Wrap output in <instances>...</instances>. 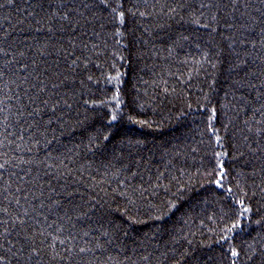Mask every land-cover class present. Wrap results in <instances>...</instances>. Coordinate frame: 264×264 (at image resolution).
Returning a JSON list of instances; mask_svg holds the SVG:
<instances>
[{
    "label": "trees",
    "instance_id": "16d2710c",
    "mask_svg": "<svg viewBox=\"0 0 264 264\" xmlns=\"http://www.w3.org/2000/svg\"><path fill=\"white\" fill-rule=\"evenodd\" d=\"M3 2L6 264H264V35L244 23L264 4Z\"/></svg>",
    "mask_w": 264,
    "mask_h": 264
},
{
    "label": "snow or ice",
    "instance_id": "6c2138e0",
    "mask_svg": "<svg viewBox=\"0 0 264 264\" xmlns=\"http://www.w3.org/2000/svg\"><path fill=\"white\" fill-rule=\"evenodd\" d=\"M8 5H12L15 0H6ZM47 2V0H24V3L28 5V8L25 9V11H28L29 9H31L32 11H35L36 9H40L43 10L44 9V4ZM64 2L65 0H59L60 3V7L63 8L64 6ZM109 2L110 0H80V3L85 7V8H94L96 6L102 5L104 8H108L109 7ZM241 2V0H231L232 5H237ZM261 4H264V0H260ZM221 5H223V0H213V2L211 3H202L201 7L202 8H216L218 10V13L221 9ZM4 7V2L3 0H0V8ZM122 6L118 3L117 7H113L112 8V13L115 14V17L118 18L119 22L121 24L124 23V13L122 10H119ZM223 9L226 11L227 9V5H223ZM173 11H175L173 9ZM259 11V16H251L249 15L248 19L245 20V26L251 29H255V26H260L261 28V35H264V10H258ZM78 9L75 8H71V10L67 13H62L60 11V9H57L56 11H48L46 12L45 18H47L48 16L55 18H58L62 21L65 22H69L71 23L72 20V15L74 13H77ZM29 14L31 15V11L29 12ZM80 15H83V13H79ZM141 15H143V13H141ZM241 15H245L244 13H242ZM212 20H216L217 16L213 15ZM23 22V21H21ZM37 23H41V21H37ZM51 24V21H50ZM201 27H205L207 28L208 25L207 24H202ZM37 31H43V29L41 28H37ZM3 31V25H0V32ZM47 31L49 33H51L53 31V28L50 26L47 28ZM9 35H11V33H9ZM117 35H122L121 33H117ZM3 41L6 42L7 37H3L0 38ZM14 43V42H13ZM253 47H255V45H253ZM25 54L23 51L19 52V56L23 57ZM11 57V59H8L5 61L4 64L0 65V82L4 81V77L6 75L5 73V68H8L10 65L13 64H19L20 61L17 59V56L15 54V52H13L12 47L9 45L7 48L4 47L3 43H0V60H3L5 57ZM73 63H75V61H73ZM29 65H27V63H25V66L23 68H20L18 71L19 72H25V68H28ZM24 80H27L29 78V74L25 72L24 75ZM116 79H118V77H116ZM44 83L43 80L40 81V84L42 85ZM0 91H3L2 88H0ZM40 91H43V88H40ZM0 103H2V101H0ZM44 103H47V101H44ZM118 103V102H117ZM3 109H0V111H2ZM259 111V109H258ZM213 115H215V113H213ZM117 115L113 114L111 117V121H109V123H112L113 121L117 120ZM105 139H107V137H105ZM221 171L220 173H218V175H220L221 178H223V164L221 162ZM4 168V164H0V169ZM0 179H2V177H0ZM217 186L218 187H223V185L220 183V181H217ZM5 191H7V189H5ZM229 191H231L229 189ZM25 199H27V197H25ZM17 203H19V201H17ZM242 203V202H241ZM170 207L172 209L175 208V205H170ZM2 211L7 215V209H2ZM250 209H248L247 207L244 208V212L247 213L249 212ZM28 213L25 212L24 215L26 216ZM159 218H163V217H159ZM8 223V221L6 219L0 218V229H3L4 225ZM13 223L15 224L16 222L13 221ZM19 224L21 226H23L25 224V221L23 219H21L19 221ZM237 225H234V227H236ZM229 232H231V229H228ZM11 232L7 231V230H0V264H6L5 261V257L2 254L4 251H7L9 253H12V256L14 259H20V257H18L16 255V246L15 244L11 241V239H9V237L11 236ZM24 239L26 241L31 242L32 241V237L28 236L27 234H25ZM225 239H227V237H225ZM2 241H7L9 247L7 249H5L4 243ZM62 243V242H61ZM31 247H33L34 249V255L36 254V252H38V250L35 249L34 245H30ZM19 251L22 253L24 251V248L22 247L21 249H19ZM81 252L85 251V249H80ZM254 254V253H253ZM231 256L233 258H238L240 256V253L236 250V249H231ZM231 264H237V259H233Z\"/></svg>",
    "mask_w": 264,
    "mask_h": 264
}]
</instances>
